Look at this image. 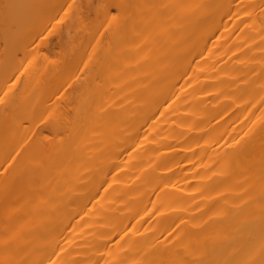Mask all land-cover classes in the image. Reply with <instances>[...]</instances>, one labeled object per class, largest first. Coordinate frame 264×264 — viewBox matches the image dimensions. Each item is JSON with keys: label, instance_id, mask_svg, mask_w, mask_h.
Instances as JSON below:
<instances>
[{"label": "bare ground", "instance_id": "1", "mask_svg": "<svg viewBox=\"0 0 264 264\" xmlns=\"http://www.w3.org/2000/svg\"><path fill=\"white\" fill-rule=\"evenodd\" d=\"M0 264H264V0H0Z\"/></svg>", "mask_w": 264, "mask_h": 264}, {"label": "rangeland", "instance_id": "2", "mask_svg": "<svg viewBox=\"0 0 264 264\" xmlns=\"http://www.w3.org/2000/svg\"><path fill=\"white\" fill-rule=\"evenodd\" d=\"M53 40H54V38H52L51 39V41L53 42ZM56 57L54 56L53 57V59H55ZM57 59H58V57H57ZM18 86H19V84H18ZM20 87V86H19ZM43 123V122H42ZM38 128H39V130H41V129H44L43 127H42V124H39L38 125ZM45 130V129H44ZM46 131V130H45ZM44 134H46V136H48L49 135V133L46 131V132H44ZM40 138H43V137H40Z\"/></svg>", "mask_w": 264, "mask_h": 264}]
</instances>
